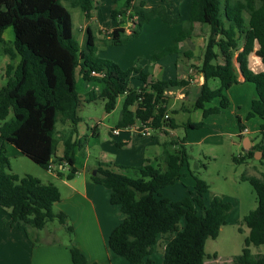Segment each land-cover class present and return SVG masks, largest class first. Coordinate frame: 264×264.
Masks as SVG:
<instances>
[{
    "label": "trees",
    "instance_id": "obj_1",
    "mask_svg": "<svg viewBox=\"0 0 264 264\" xmlns=\"http://www.w3.org/2000/svg\"><path fill=\"white\" fill-rule=\"evenodd\" d=\"M63 1L0 0V42L5 30L13 28L14 50L6 49V54L12 61L20 58L16 66L12 62L8 65L7 83L0 88V138L4 141L0 150V209L9 212L12 222L24 226L26 231L30 228L40 231L50 222L58 221L72 234L67 215L54 208L61 201L59 188L30 175L20 177L11 173L5 144L13 145L46 171L52 165L67 164L66 178L72 180L77 173L75 152L80 146L75 138L80 122L77 113L82 103L77 88L80 77L87 83L102 85L99 92L88 91L87 101L104 100L108 114L115 110L119 98L125 96L117 128L128 129L138 121L145 123L152 119L151 127L161 132L166 127L177 128L167 112L165 90L190 83L176 79L149 81L150 72H145L140 65L123 70L110 60L98 58L94 29L88 28L86 40L80 45L73 31L71 13ZM66 1L69 7L79 8L87 20L91 19L94 0ZM118 3H122L120 7ZM125 16L133 21L130 30L122 27ZM157 17L164 24L181 25V30L170 45L152 56L153 63L179 54L181 44L194 35L197 24L210 27L198 67L205 83L195 104V108L203 112L204 120L188 123L186 128L201 129L208 117L229 107L225 92L240 82L236 63L243 82L253 84L258 94L247 120L260 118L263 123L259 134L264 137V71L256 73L248 68V57L252 53L264 66V0H191L189 16L184 22L173 18L164 5L146 8L144 0H116L112 19L118 26L107 38L113 45L121 46L139 38L144 26ZM183 54L189 60L194 59L189 50H183ZM133 75L142 82V87H131ZM212 80H219L220 86L213 89ZM217 99L218 106L206 107ZM60 116L71 121L73 127L63 139V157L57 159ZM245 129L239 119L240 132ZM261 143L233 161L242 164L252 159L255 152H264ZM174 145L171 141L163 148L164 169L156 164L157 160L147 161L141 167L100 166L92 177L96 184L110 191L111 204L121 208L124 218L112 232L109 247L130 264H150L152 249L160 238L164 243L163 264H206L209 259L207 241L219 237L233 210V205L219 195H214L207 206L205 196L210 186L194 175L196 184L191 197L180 201L163 198L161 191L177 184L185 176L183 169L189 167L186 149L181 146L175 151ZM57 173L62 176L60 170ZM241 181L253 187L258 206L242 220L249 229L242 253L226 264H264V254H254L251 249L252 246L264 247V178L242 175ZM182 220L185 221L183 227ZM71 254L74 264H89L75 245L71 247ZM214 258L217 259L216 254Z\"/></svg>",
    "mask_w": 264,
    "mask_h": 264
},
{
    "label": "rangeland",
    "instance_id": "obj_2",
    "mask_svg": "<svg viewBox=\"0 0 264 264\" xmlns=\"http://www.w3.org/2000/svg\"><path fill=\"white\" fill-rule=\"evenodd\" d=\"M63 4L71 13L73 31L78 38L79 44L82 45L87 35V30L85 29L86 18L79 8L69 7L68 1H63ZM118 4L120 7L122 3ZM112 9L113 4L108 3L105 5L103 13H107V15L110 16ZM125 18L122 27H124L126 23L128 26V21L130 19H128V17ZM162 24L164 25L160 18H154L150 23L144 26L139 38L131 39L121 46H116L112 44L111 39L107 38L108 34L111 33L109 29L99 30L98 26L91 23L90 27H92L97 34L98 50L96 55L100 59L114 62L123 70H129L140 65L146 72H150L151 76L154 75V80H159L158 75L155 74V67L151 69L153 65L152 56L170 45L172 38L176 37L181 30V25L179 27L173 25L170 26L168 30H163V28H161ZM175 26L177 27L175 28ZM209 34L210 27L208 26L201 25V28L196 30V37L192 39H195L193 40L195 44L193 48L197 54H204ZM14 41V30L13 28H8L4 33L2 42H0V88L7 83L5 77L6 69L12 62L10 56L5 53V50L9 49L13 51ZM189 47L185 46L183 50H188ZM179 56L181 55L169 56L167 61H172L174 58L178 59ZM194 59L196 58L194 57ZM170 74L173 73L170 72ZM141 83L142 82L139 81L136 75H133L130 79L132 88H138ZM86 86H88L86 82L79 78L77 88L78 91H80L82 103L77 113L80 119L77 141L81 144L82 148H77L75 152L79 163L88 161L89 164L96 165V160L98 159L103 160L102 162L105 163L109 162L107 160H111V162L118 167L130 166L128 162H132L131 157H133V150L130 147L119 149L115 143L123 138L127 139L130 137L138 141L145 139L151 140L152 138H142L139 136V131L134 129H121V134L118 137L111 136V129L117 128L120 121L125 96L119 98L115 110L108 114L105 110L106 103L104 100L97 99L93 102L87 101L89 97L86 95ZM210 86L212 88H218L220 86L219 80L210 81ZM96 89L99 92L100 88ZM229 94L235 102L240 103V107H231L228 111L223 112V114L214 116L208 127L199 130L186 128L187 122L198 123L202 120V111L197 110L192 101L186 103L189 105L190 112L181 111V102H176L174 100L170 102L171 109L178 110V113L174 114V118L178 124V128L176 129L177 138L185 143L179 145L178 150L181 146L186 149L189 167L183 169L185 176H183L177 184L161 191L162 196L163 194L165 196H170L172 201L178 200L181 193H186L187 197H191V192H193L192 189L196 184L194 176H196L210 186L209 192L205 196L207 206L214 195L223 196L225 201L233 205V210L226 224L221 229L219 237L216 240L209 239L207 241L206 253L209 257V259H207V261L210 262L209 264L231 263L235 257L242 253L245 246V238L249 235V229L242 224V220L250 211L257 208L258 201L253 187L250 183L241 181V177L242 175H247L264 178V155L258 154L250 160L247 159L242 164H237L233 161V158L244 155V142L242 143L236 136L238 132V121L237 116H234L233 112L238 114L242 120L248 124L250 137L256 138L259 142L262 141L264 144V137L259 134L261 120L257 117L247 120L251 113V104L258 96L256 88L253 84L249 83L238 84L233 86ZM213 105L218 106V102H214ZM95 126H98L99 136L92 137V130ZM136 126L140 127L141 124L138 122ZM72 127L70 121L63 120L61 116L59 117L56 134L57 144L68 137ZM1 143L3 145L4 141L0 138V144ZM5 146L8 150L7 156L11 163V173L17 174L20 177L26 175L35 178L38 177L46 184H58V179L54 177L53 174L42 169L25 156L19 153L17 154V152H15L16 148H11L12 146L10 144H5ZM62 146L60 145L57 148L56 155L58 154L63 157ZM83 152L84 154L82 155ZM160 152H163L160 147L149 148L148 155L154 159L157 153L158 155L161 154ZM133 164L135 167L142 166L140 163L134 162ZM156 164L161 165L163 169L165 167L161 159H158ZM109 165L113 167L112 164ZM67 169L66 167L64 172L69 174V170ZM184 223L185 221L182 220L181 227L184 226ZM56 228L62 229L58 221L50 222L46 229L54 230ZM240 228L242 231H240ZM41 237L43 239L51 237L62 238L65 237V233L58 231L48 236L46 231H44ZM160 241H163V239L160 238ZM251 249L254 254H264V247L257 248L252 246ZM215 254L217 255V259L214 258Z\"/></svg>",
    "mask_w": 264,
    "mask_h": 264
},
{
    "label": "crops",
    "instance_id": "obj_3",
    "mask_svg": "<svg viewBox=\"0 0 264 264\" xmlns=\"http://www.w3.org/2000/svg\"><path fill=\"white\" fill-rule=\"evenodd\" d=\"M146 8H153L164 5L168 11V13L173 18H179L181 22H184L188 19L190 7H191V0H168L166 2H162L161 0H144ZM108 3L113 4L115 0H94V11L92 12V17L90 20L87 21L85 24V29L91 26L90 24H95L98 26L99 30L109 29L112 32L117 26L118 22L112 19V12L110 16L107 13H103L105 9V5ZM110 18V19H109ZM245 19H247V15H245ZM107 21V24H106ZM163 30H168L170 26L162 24L161 25ZM178 27L180 25H177ZM175 26V28L177 27ZM127 27V23L125 24L124 28ZM201 28L200 24H197L195 27L194 35L188 39L187 41L181 44V52L179 53L178 59L174 58L172 61H167L168 57L163 58L156 63H153L151 69L155 67V74L158 75L159 80H154L153 76L150 74L149 81H163L169 79H176V80H189V85L185 87H169L165 90V96L167 97V112L168 115L174 119L176 127L178 128V124L174 118V114L178 113V110H172L170 107L171 101L181 102V111L183 112H190L189 101L194 103V107L196 101L198 100L202 86L205 83V78L203 74L199 71L198 67L201 64V58L203 55L197 54L194 50V41L192 39L196 37V30ZM6 31V30H5ZM5 33V32H4ZM4 36V34H3ZM173 39V38H172ZM193 41V43H192ZM15 42V41H14ZM191 44V45H190ZM194 45V46H193ZM187 46L189 47V51H191L196 59L189 60L183 54V48ZM242 51L243 43L240 44ZM6 53V50H5ZM20 61L19 57H15L12 61L13 65H17ZM219 63H222V60H219ZM239 84H246L243 82V77L240 74L238 65L235 63ZM248 68L256 73L264 71V66L261 63L260 59L252 53L248 57ZM146 72V71H145ZM169 72V73H168ZM172 72L173 74H170ZM167 74V75H166ZM169 75V76H168ZM82 79V77H80ZM83 80V79H82ZM84 81V80H83ZM86 82V81H85ZM86 86L87 93L91 89L100 88L99 91L102 90V85L98 83H87ZM248 84V83H247ZM238 85V84H237ZM143 84L141 83L139 87H142ZM78 87V84H77ZM233 88V87H232ZM231 88V89H232ZM216 89V88H213ZM228 90L225 92L226 96L230 100V105L227 109L223 110V112L228 111L231 107H240L239 102H235L232 98ZM97 90V89H96ZM80 92V91H79ZM257 92V91H256ZM229 94V96H228ZM258 98V96H257ZM256 100V99H255ZM218 102L219 100H215L214 102ZM208 104L206 107H215L214 104ZM252 108V104H251ZM135 110L136 107H133ZM201 111V110H200ZM212 115L205 120L206 128L210 125V122L214 116ZM234 116H237L238 121V132L236 136L244 142V153L253 149L256 144L259 143V140L256 138L250 137V129L248 124L245 123L242 118L233 112ZM258 118V117H257ZM239 119H241L242 123L246 126V129L243 132L239 130ZM260 119V118H259ZM203 112H202V120L203 121ZM261 120V119H260ZM200 121V122H201ZM141 124L140 121H138ZM137 122V123H138ZM80 123V122H79ZM77 125V134L75 138H78V126ZM137 123L126 130H137ZM192 123V122H187ZM199 123V122H198ZM263 121L261 120V124ZM72 125V122L70 121ZM185 124V125H186ZM261 126V125H260ZM176 128V129H177ZM201 128V129H203ZM120 129V128H118ZM176 129L174 130H167V131H160V132H153L152 136H142V138H152L151 140H134L132 137L130 138H123L120 141L116 142V146L119 149L123 148H131L133 150V157H131L132 162L128 167H135L133 166L135 163H140L144 165L145 162H154L155 160L161 159V154L158 155L153 159L148 155L149 148H156L160 147L163 148L174 141L175 145L173 146V150H178L179 145L185 144L181 139L177 138ZM191 129V128H189ZM199 130V129H193ZM248 131L245 133V131ZM260 130V127H259ZM121 134V133H120ZM111 135V134H110ZM99 136L98 133V126L92 130V137ZM114 137V135H111ZM155 136V137H154ZM118 137V136H115ZM74 138V139H75ZM248 143V146H247ZM62 146V155L64 154V143L61 140L57 146ZM11 148H15L11 145ZM261 146L264 148V144L261 143ZM2 148V143L0 144V150ZM77 148H82L81 144ZM76 148V149H77ZM7 150V149H6ZM17 154H21V152L16 148L15 149ZM59 150V149H58ZM61 151V148H60ZM8 152V150H7ZM84 152L82 153V155ZM258 154L263 155V151L255 152L254 156L256 157ZM22 155V154H21ZM23 156V155H22ZM57 159H60L62 156L56 155ZM76 158L75 167L77 169V173L72 180H68L66 176L65 168L67 164L53 166L52 170L48 172L53 174L58 180V184H55L61 193V201L55 205L56 212H63L68 217V225L72 227L73 233L70 234L66 226H62V229L56 228L54 230H36L33 228L26 229L24 226H20L17 223L12 222V218L9 212L0 209V264H74L72 260L71 254V247L75 245L86 257L89 264H130L125 258L115 254L111 248L109 247V239L112 232L120 225L122 222L124 215L121 211L120 206L113 205L110 202V191L103 187L102 185L96 184L92 177L94 176L93 173L96 172L100 166L105 167L110 166L112 164L115 167H118L116 164H113L111 160H107L109 162L105 163L102 162L103 160H96V165L89 164L88 161H84L79 163L78 158ZM138 164V165H140ZM165 168V167H164ZM57 170H60L62 176L60 177L57 173ZM69 170V168L67 169ZM38 178V177H36ZM41 180L40 178H38ZM42 181V180H41ZM194 186V184H193ZM166 189V188H165ZM194 190V188L192 189ZM163 191V190H162ZM172 201L170 196H165ZM187 198L186 193H181L178 200L180 201ZM61 230V231H60ZM46 231V234L49 236L51 234H55L56 232H64L65 237H51L48 239H43L41 234ZM54 232V233H53ZM29 234V235H28ZM151 260L150 264H163L164 263V243L163 241H159L156 246L152 249V254L149 257ZM210 262L206 261V264ZM147 264V263H146Z\"/></svg>",
    "mask_w": 264,
    "mask_h": 264
},
{
    "label": "built area",
    "instance_id": "obj_4",
    "mask_svg": "<svg viewBox=\"0 0 264 264\" xmlns=\"http://www.w3.org/2000/svg\"><path fill=\"white\" fill-rule=\"evenodd\" d=\"M126 17V16H125ZM124 17V19H126ZM133 27V21L130 19L128 21V26L125 27L126 29L130 30L131 28ZM168 118V117H166ZM151 123H152V119H150L149 121L145 122V123H141V126L139 128H137V130L139 131V133L142 135V136H152L153 132H160L159 130H155L151 127ZM167 130H171L170 128L166 127L164 128V131H167ZM248 132L247 130L245 131V133ZM121 133V129H118V128H115V129H111L110 131V134L111 135H114V136H119ZM53 169V165L50 166V169L49 170H52Z\"/></svg>",
    "mask_w": 264,
    "mask_h": 264
},
{
    "label": "water",
    "instance_id": "obj_5",
    "mask_svg": "<svg viewBox=\"0 0 264 264\" xmlns=\"http://www.w3.org/2000/svg\"><path fill=\"white\" fill-rule=\"evenodd\" d=\"M93 175L95 176L96 175V172H94Z\"/></svg>",
    "mask_w": 264,
    "mask_h": 264
}]
</instances>
